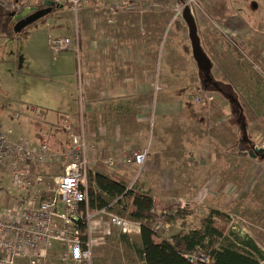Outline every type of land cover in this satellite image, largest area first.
<instances>
[{"label": "rangeland", "instance_id": "obj_1", "mask_svg": "<svg viewBox=\"0 0 264 264\" xmlns=\"http://www.w3.org/2000/svg\"><path fill=\"white\" fill-rule=\"evenodd\" d=\"M185 1L87 0L78 4L77 13L70 11L65 3L61 7L51 9L45 16L26 26L24 30L26 35L2 36L0 38V129L14 130L18 120L11 116L19 112H29L28 107L31 105L40 108L37 110L47 122H56V114L62 110L61 106H58L62 91L75 93V79L72 76L74 67L70 68L69 64L72 62L74 66L76 56L74 50L77 43L79 48L82 44L85 47L84 50L80 48L79 52L81 50L82 54H87V46L97 36L108 39V36L120 34L127 44L138 38L137 40L144 41L146 46L160 49V56H156L155 78L152 80L154 84L151 92L152 102L162 95V91L159 90L162 76L166 73L170 75V70L175 67L173 68L175 72L186 73L187 80L181 79V87H177L178 92L174 95L179 99H188L195 106L194 108L202 109L205 107L202 105L207 102L196 103L194 95L200 89H206L215 95L210 103L224 105L222 116L221 108H217V117L221 116L222 119L216 122L226 121L225 126L213 130V132L223 130L217 136L219 139L224 135V140L221 141L222 144L219 142L217 151L218 156L224 160L225 174L222 183L213 190L212 195L203 200L190 198V193H193L191 190H166L160 194V199L158 197L154 199V209L157 213L164 212L165 215L168 210L180 208L174 207L180 199H183L185 205L182 208H186L191 213L187 218L189 223H193L208 210L223 211L229 217L227 221L229 231L240 238L252 235L251 240L264 252V129L261 126V121L264 120V37H256L252 28L251 34L241 37V30H235L234 35L215 30L213 21H218L215 20L217 10L224 12L222 16L233 15L230 27L242 28V23L249 27L254 25L256 13H252L249 9L252 5L249 0H195L190 7L197 26L200 48L207 53L206 57L211 62L212 77L205 80L207 77H202L205 72L198 67L193 58L187 25L182 17ZM255 1L257 4L259 2L258 14L260 12V15L264 16V4H262L264 0ZM31 4L40 8L42 1L33 0ZM177 6L182 7L181 11L177 10ZM258 18L262 21L263 17ZM179 24L183 27L184 39L179 32ZM120 25H126L128 28L117 29ZM100 31L103 33L99 36ZM48 34L71 37L70 50L53 55L48 46ZM226 37L232 38L234 42L228 41ZM183 45H186L187 51L190 52L182 56L180 50H183ZM147 50L144 49V56H152ZM190 60L193 64L192 74L186 67L190 64ZM60 63L62 66L58 68ZM215 69L217 71L214 74ZM218 76L224 82L219 83ZM213 78L218 82L217 84L214 83ZM186 84L191 88L184 89ZM230 98H235L234 102L238 101L239 109L229 105ZM44 110L47 112L44 113ZM200 116L203 115L199 114V119ZM24 124L27 129L25 133L31 136L33 131L31 125L28 122ZM45 126L50 128L48 124ZM193 126L195 130H192V135L197 131V127ZM203 127L200 125L199 133L212 134L207 131V127ZM58 132L65 144L66 135L62 130ZM249 150H252V157L248 154ZM100 163L104 170L111 168L106 163ZM92 167H90L91 171H93ZM60 169V165H49L40 169L41 173L51 176L47 178L45 185L54 189L56 182L53 177L60 173ZM125 169L128 172L127 183H132L131 187H137L133 184L141 176V169L135 165L121 167V170ZM105 172L110 173L109 170ZM9 186L12 187L11 184ZM7 192L8 187L1 185L0 198L5 196L11 200V195ZM148 192L157 196V190L154 188ZM8 207H10L9 203ZM60 209L61 206L58 210ZM58 224H60L59 220ZM164 224L165 227L158 231L160 236L170 233L171 229L165 220ZM90 226L92 239L102 236L101 240L96 241L99 253H94L95 241L93 242L91 264H142L141 241L136 234L119 232L104 215L92 218ZM66 251L67 247L57 242L46 251L44 262L41 264H73L68 259L64 261L59 259L60 254ZM260 264H264V260Z\"/></svg>", "mask_w": 264, "mask_h": 264}, {"label": "crops", "instance_id": "obj_2", "mask_svg": "<svg viewBox=\"0 0 264 264\" xmlns=\"http://www.w3.org/2000/svg\"><path fill=\"white\" fill-rule=\"evenodd\" d=\"M249 3L252 4L251 8L248 5L251 12L256 13L254 25H250V28L253 29L256 37H264V16L263 14L260 15V12L258 14L259 2L257 4L255 0H249ZM234 12L236 13V11ZM232 16H223L228 17L226 22H222L227 28L232 25L230 23L233 21L231 20ZM258 17H263L262 21ZM178 26L180 35H182L181 38L184 39L183 27ZM118 28L122 30L128 27L120 25ZM102 33L100 31L99 36ZM137 39L131 40L132 42L127 44L120 34L108 36V39L97 36L87 46V54H82L83 51L81 50L80 52L74 50L76 54L74 66L72 62L69 65L70 68L74 67L72 76L75 79V93L62 91L61 101L58 104L62 110L58 111L57 114L69 118L73 128L76 131H83L88 140L95 144L96 149L92 155L98 160L92 167L93 171L101 172L111 180L121 181L130 186L132 183H127L128 172L126 169L114 170L104 164L110 173L105 172L108 170H104L100 162L105 163L106 157L121 151L145 149L146 155L140 170L141 176L133 184L137 187L132 188L151 194L153 203L154 199H160V194L166 190L178 189L191 190L193 193H190V198L203 200L212 195L213 190L224 179V160L218 156L219 152H217L218 144L224 140V135L220 139L217 136L223 130L213 132L220 126L226 125L225 120L216 122L222 119L221 116L224 112L222 107L224 105H217L210 103V101L202 105L205 106L202 109H196L188 99H179L174 94L178 92L177 87H181V79L187 80V75L186 73L175 72L173 69L175 67L170 70V75L164 74L167 76L166 78L164 75L162 76V83L159 85L162 95L158 96L155 102H152L151 92L154 85L152 80L155 78L156 56H160V49L146 46L144 41L141 42ZM77 45L79 47L78 43ZM80 48L84 50V44ZM144 49L152 53V56H144ZM182 51L180 50L182 56L190 52L187 51L186 45H183ZM204 53L208 56L205 51ZM61 66L62 63L58 68ZM192 66L190 60V64L186 67L191 74L193 73ZM216 71L217 69L213 73L215 74ZM217 80L220 83L224 82L220 77ZM184 87V89L191 88L189 84ZM30 107H34L36 110L40 109L31 105L28 107L29 112H19L11 116L15 119V115H18L20 121L14 130L9 128L11 130L10 135L12 137L25 136L36 145L41 140L40 133L42 136L49 137V142L54 141L53 146L55 148H52L48 143L52 150L62 148L64 142L58 131L55 134L50 133L51 129L48 130L47 126H44L40 127L42 130L38 132L34 126L36 120H42V123L44 122L45 125L48 124L49 126L56 125L58 120L56 119L55 123H49L37 110L36 113L42 117L39 119L40 117H36V113L29 110ZM217 108H221L220 118L217 117ZM214 113L217 115L214 116ZM199 114L203 115L200 116V119ZM26 122L33 129L31 136L25 133L27 129H25L24 123ZM193 125L197 127L194 135H192V130H195ZM200 125H203V128L207 127V131L212 132V134L199 133ZM9 184L11 183L8 176H0V186L8 187L12 192L21 195L29 193L28 189L25 188L12 186V189ZM151 188L157 190V196L148 192ZM8 203L10 207H8ZM184 205L185 201L180 199L174 208H182ZM11 206L9 198L5 196L0 198V214H9ZM139 233L140 230L132 234L139 237ZM101 239L102 236L93 239L95 241H93L95 254L100 252L96 241Z\"/></svg>", "mask_w": 264, "mask_h": 264}, {"label": "built area", "instance_id": "obj_3", "mask_svg": "<svg viewBox=\"0 0 264 264\" xmlns=\"http://www.w3.org/2000/svg\"><path fill=\"white\" fill-rule=\"evenodd\" d=\"M33 0H0V6L13 10L14 17L25 8L33 6ZM54 5L67 4L74 13L78 4L87 0H41ZM195 0H186L183 6H189ZM196 4H194L195 6ZM181 11L182 7L177 6ZM217 32L234 35L241 30V36L251 34V28L242 23L240 27L227 28L222 22L213 21ZM48 46L53 55L70 50L72 38L65 35H47ZM75 50L79 52L78 45ZM215 95L206 89H200L194 95V101L210 102ZM36 113V108L30 107ZM36 117H40L36 113ZM15 119L20 121L18 115ZM62 131L66 142L59 150H52L46 138L34 145L27 137H12L11 130L0 129V176H8L12 186L28 189L27 195L12 192L9 214H0V264H41L46 251L57 242L64 244L67 251L59 259H68L73 264H91L90 221L98 215H104L109 223L121 233L132 234L140 230L139 224L126 220L107 210L106 207L89 212L87 174L96 160L92 155L95 144L88 140L83 131L74 130L70 119L65 118ZM45 137V135H44ZM146 150L121 151L105 158L111 168L135 165L141 169ZM49 165H60V173L55 175V187L51 189L45 182L51 176L44 175L40 169ZM131 187V186H128ZM2 191L4 189L2 188ZM4 193V192H3ZM59 206L62 209L58 210ZM58 220L60 224H58ZM79 221L86 225V240L82 241L79 233ZM165 227L164 212H159L152 224L154 232ZM190 262L204 263L209 256L196 252L187 256Z\"/></svg>", "mask_w": 264, "mask_h": 264}, {"label": "trees", "instance_id": "obj_4", "mask_svg": "<svg viewBox=\"0 0 264 264\" xmlns=\"http://www.w3.org/2000/svg\"><path fill=\"white\" fill-rule=\"evenodd\" d=\"M62 5H55L51 9ZM215 12L217 14L215 20L226 22L228 17H223L222 12L218 10ZM14 16L13 10L0 6V38L27 34L24 31L26 27L19 31L15 30ZM226 39L234 42L232 38L226 37ZM202 77L212 76L208 72L204 73ZM213 81L216 84L219 82L218 80L216 82L214 78ZM224 97L226 98L225 95ZM234 99H228L229 103L233 108L239 109V103L238 101L234 102ZM64 119V115L57 114L58 123L49 126L50 133L55 134L62 130ZM34 126L39 132L42 130L40 127H44L45 124L42 123V120H36ZM261 126L264 129V120L261 121ZM39 136L40 139L46 138L48 143L53 146L54 141L49 142V137H44L40 133ZM247 137L246 134L245 138L247 139ZM44 175L47 174L44 173ZM87 183L89 212L106 207L109 212L139 224L143 264H260L264 260V252L250 237L240 238L229 231L227 223L229 217L223 211L208 210L193 223H189L187 218L191 213L186 208L168 210L164 215V220L171 230L168 235L160 236L158 231L154 232L151 228L157 215L151 194L128 187L121 181L111 180L105 174L91 171L90 168L87 174ZM78 223L80 238L85 241L87 237L86 225L81 221ZM196 252L207 254L208 261L204 263L190 262L187 256Z\"/></svg>", "mask_w": 264, "mask_h": 264}, {"label": "water", "instance_id": "obj_5", "mask_svg": "<svg viewBox=\"0 0 264 264\" xmlns=\"http://www.w3.org/2000/svg\"><path fill=\"white\" fill-rule=\"evenodd\" d=\"M53 6L55 5L51 2H42L40 8L37 6L25 8V10L21 14L15 17V30L19 31L22 28L40 19L41 17L45 16L48 12H50ZM182 17L187 25L193 58L196 61L198 67L203 70L206 74L210 72L211 62L210 59L206 57V54L200 48L199 36L197 34V26L191 14L189 6L186 5L183 7ZM207 78L209 79V77ZM248 154L252 157V150H249Z\"/></svg>", "mask_w": 264, "mask_h": 264}]
</instances>
